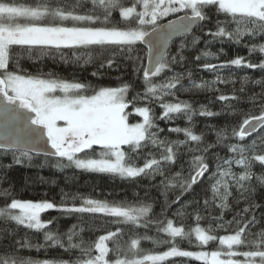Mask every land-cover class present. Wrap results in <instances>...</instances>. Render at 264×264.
Instances as JSON below:
<instances>
[{"label":"snow or ice","instance_id":"obj_1","mask_svg":"<svg viewBox=\"0 0 264 264\" xmlns=\"http://www.w3.org/2000/svg\"><path fill=\"white\" fill-rule=\"evenodd\" d=\"M213 21V27L208 28ZM196 30L201 34L194 35ZM175 37L184 39L180 50L169 59V45ZM204 37L206 47L212 43L239 45L248 38L244 47L249 55L264 54V42H257L264 41V0H0V185H7L0 186V251L4 253L0 264H186L190 260L202 264H264V204L257 202V190L264 188V171L259 176L253 171L257 162L264 169V136L250 144L230 142V136L244 141L264 128V59L237 56L224 63L204 62L197 67L215 72L216 79L197 83L191 69L176 72L173 65L185 60L186 41L195 46ZM61 49L85 50V56H75L76 62L84 64L92 62V53H96L99 64L93 76L105 66L120 69L126 64L135 79H121L115 87L93 86L39 69L28 72L21 63L25 57L33 58L34 52L46 54ZM202 57L218 59L215 53L204 51L195 56V61ZM60 58L67 61L62 53ZM232 66L261 72L258 80L248 75L242 80L261 86L262 110L258 115L244 114L242 122L232 126L230 132L228 128L215 129L216 141L208 143L203 132L196 134L193 130V117L219 113L204 105L196 109L188 101L179 100L178 93L196 89L220 92L217 83H234V74H220ZM158 77L160 82L156 81ZM138 85L143 92L137 90ZM130 92L134 93L131 97ZM216 99L228 102L225 109L234 110L241 96L234 90L232 95L221 92ZM249 99L254 102L257 95ZM141 102L146 103L139 106ZM157 103L162 109L158 117L153 109ZM133 113L142 119L130 123ZM184 117L189 126L168 129L169 133H183L184 139L161 138L165 129L158 120L171 122ZM190 142H195V147ZM217 147L226 148L232 155L212 152ZM185 152L191 154L187 177L181 172L171 175L172 166L183 159ZM41 155L46 158L45 164L50 163L47 158H55L52 166L59 170L74 168L133 182L162 177L155 187L164 190L165 212L180 203L184 193L193 191V185L207 173L212 200L204 199L203 209L199 200L191 202L197 224L186 231L163 212L159 216L153 213L152 204L143 202L109 203L64 192L59 202L18 198L8 172L16 165H30ZM4 157H10L7 165L2 163ZM141 159L142 166L138 163ZM210 166L214 170L210 171ZM234 166L240 171H234ZM177 186L182 191L168 201L167 192ZM230 197L237 204L243 200L245 206L230 221H224L223 213L211 221L229 234L217 236L211 226L199 225L204 217L197 209L207 211L217 200L220 209H227ZM259 199L264 200V194ZM48 210L62 217L89 214L81 223L102 214L114 218L108 223L117 227L88 242L80 235L83 227L77 231L78 225L73 224L61 233L56 218L42 220L41 214ZM185 211L186 205L181 204L174 215L183 216ZM258 224L260 231L255 230ZM152 225L168 239L138 235L140 229ZM19 226L26 230L24 235ZM31 230V236L43 233L45 243H32ZM124 235L129 239L123 240ZM193 236L199 251L182 249L175 243L177 237L192 243ZM141 239L168 247L145 252L140 247ZM217 240L219 249L204 250L210 241ZM109 241H113V248H109ZM56 246L64 249L69 259L37 260L23 254L25 249Z\"/></svg>","mask_w":264,"mask_h":264},{"label":"trees","instance_id":"obj_2","mask_svg":"<svg viewBox=\"0 0 264 264\" xmlns=\"http://www.w3.org/2000/svg\"><path fill=\"white\" fill-rule=\"evenodd\" d=\"M20 2H25V0H20ZM223 19V17H221ZM166 22V21H165ZM214 21L208 23L207 27L212 28ZM199 30H196L194 35H200ZM184 39V38H183ZM174 42L169 50V59L172 56H175L176 53L180 50V43L182 40ZM207 37H204L199 44L191 46L187 41L186 47L183 50V55L185 60L182 64L173 65V69L176 72H185L188 69L193 71V79L197 83L203 81L211 82L216 79V73L204 70L197 65L204 62H215V63H224L226 60L236 58L237 56L246 57L250 60H261L264 59V54L262 53H252L249 55V49L244 47L245 44H248V38H245L241 44H220L212 43L205 46V40ZM191 40V37H188V41ZM264 42V41H257ZM223 48L224 51L220 52V49ZM204 51H211L216 54L218 59L213 57H202L201 61H195V56L201 55ZM61 53L67 57V61L60 58ZM75 54V55H74ZM93 61L88 64L75 61V56H85V50L77 49H61V50H52L46 54H41L40 52H34L33 58L25 57L22 59L21 63L23 67L28 71L35 73L38 69L43 72H52L56 76L67 79V80H76L80 82L90 83L93 86H118L121 79L127 81L129 79H135L129 75L131 69L127 65H122L120 69L112 68L109 69L107 66L99 70L100 74L93 76L92 73L97 71V66L99 60L97 59V54L92 53ZM223 77H228L230 74L232 76L234 83L229 84H216V88H219L221 91H204V90H193L192 92L187 93H178L179 100H185L193 104L196 109H199L201 105H204L208 110L219 113V115L213 117L200 116L199 114L193 117L194 131L196 134L205 135V140L208 143H214L216 141V131L215 129L228 128L229 132L232 126H235L239 122H242L244 114H260V100L259 94L262 92V88L259 85L254 83L244 84L242 77L248 75L253 80H258L261 78V72L257 69H237L235 66L231 68H225L221 70L220 73ZM164 75V74H162ZM157 82H160V78H156ZM185 84L188 83L187 80L184 81ZM243 87L244 92H239L238 90ZM137 90L143 92V87H137ZM236 90L237 94L241 96V100L236 108L225 109V105L228 102L219 101L216 99L218 95L223 92L227 95H232L233 91ZM134 93L130 92V97ZM250 95H257V99L253 102L249 99ZM173 99L174 98H165ZM146 102H141L139 106H144ZM155 115L158 117L162 114V109L159 107V104L153 106ZM131 111V108L129 109ZM141 120L140 117L135 116L134 114L130 115L129 122L135 123ZM159 126L165 129V132L161 134V138L167 136L170 140L184 139L183 133H169L168 129L172 127H186L189 126V122L186 117L178 118L171 122H165L163 120L157 121ZM261 136H264V128H261L257 133L252 136L246 137L244 141H238L237 138L230 136V142H239L242 144H250L253 139H256L259 142ZM191 146L195 147V142H190ZM184 146H182L183 148ZM127 148V147H125ZM145 151H148L147 149ZM212 152L219 153L220 156H230L231 153L228 152L226 148L217 147L212 150ZM199 154V153H196ZM157 158H159L157 156ZM45 157L38 156L35 157L32 163L16 165L13 166L8 172V178L13 182L14 189L17 193L18 198L24 200H32L33 202H39L43 199H48L51 201L59 202L62 197V192L71 194H76L82 197L94 198L106 200L109 203H129L137 204L140 202L146 204H152L153 213L160 215L162 212L168 219H173L174 223L177 226H182L186 231H189L191 228L195 227L197 221L195 219L196 212L194 211V206L192 205L193 200H199L200 209H203L204 199L212 200L211 193V181L208 179V174L201 179L199 184L193 185V191L184 193L181 197V201L178 204H173L171 208H168L165 212L166 200L165 194L162 186L160 188L155 187L159 185L162 177L157 176L155 180L137 178L136 182L131 180L121 179L119 177L110 176L108 174H97L84 172L80 169L66 168L64 170L56 169L52 166L55 163V159L47 158L50 163L45 164ZM191 159V154L183 153V159L177 164L173 165L171 169V175H175L176 172H181L182 176L187 177L188 172V161ZM10 162V157H4L2 163L7 165ZM140 166H142L143 160L138 161ZM183 169V171H182ZM214 170L213 166H210V171ZM234 171L239 172L240 169L237 166L233 167ZM256 176H259L264 169L259 166L258 162L253 168ZM256 177H253V182H255ZM7 186V185H0ZM171 188V186H170ZM182 191L178 186L175 189H171L167 192L168 201L174 200L176 195ZM206 193V195H205ZM264 194V188H258L257 190V202L264 204V200L259 199V195ZM81 201H77L79 204ZM181 204L186 205V211L183 216H175L174 213L180 209ZM245 206L243 200L237 204L231 197L229 198V207L227 209L219 208V201H213L211 206L207 211H199V214L204 218L199 221V225L203 228H208L211 226L214 229L212 234L217 236H222L229 234L224 229L218 228L217 224L211 223L212 217L218 216L223 213L224 221H230L233 218V214ZM264 211V209H262ZM89 214H75L72 217H62L60 213L55 210H48L45 213L41 214L42 220L48 218H56L57 224L56 227L60 230L61 233L67 232L73 224L78 225L77 231L80 227L84 228V231L80 235L88 242H94L100 235L107 234V230H115L116 225L109 224L108 222L114 218L103 217L102 214H96L95 219H90L87 223H81L84 220L85 216ZM0 227H3L0 224ZM20 227L21 235L25 234V229L23 226ZM52 227L51 225L49 226ZM256 231L261 230V225L256 226ZM34 230L29 232L31 233ZM147 234L157 240L168 239L165 233H157L156 225L150 226L148 229H140L138 235L143 236ZM32 243L34 244H44L43 233H37L34 236H31ZM129 236L124 235L123 240H128ZM192 243H189L188 238L177 237L175 243L182 249L186 250H201L197 246L194 236L191 238ZM109 248L114 247L113 241L108 242ZM140 247L145 252L151 251H161L166 250L167 244H158L151 239H141ZM220 248L219 242L210 241L208 245L204 247V250L213 251ZM3 251H0V255H3ZM23 254L27 257H31L37 260L43 259H69V254L65 253L64 249L56 247H47L37 250L32 248L30 250H23ZM111 256V253H110ZM182 259V258H177ZM167 264V262H166ZM186 264H202L200 261L190 260L186 261Z\"/></svg>","mask_w":264,"mask_h":264},{"label":"water","instance_id":"obj_3","mask_svg":"<svg viewBox=\"0 0 264 264\" xmlns=\"http://www.w3.org/2000/svg\"><path fill=\"white\" fill-rule=\"evenodd\" d=\"M181 39H183V38H181V37H175V38L173 39L172 43L169 45V50H170L171 45H172L174 42H176V41H178V40H181ZM259 130H260V129H259ZM259 130H258V131H259ZM258 131H257V132H258ZM257 132H256V133H257ZM253 134H255V133H253ZM41 156H43V155H41ZM49 158H53V157H49ZM53 159H55V158H53Z\"/></svg>","mask_w":264,"mask_h":264},{"label":"rangeland","instance_id":"obj_4","mask_svg":"<svg viewBox=\"0 0 264 264\" xmlns=\"http://www.w3.org/2000/svg\"><path fill=\"white\" fill-rule=\"evenodd\" d=\"M134 114V113H133ZM135 116H137L136 114H134ZM129 118H130V116H129ZM142 119V118H141ZM125 147H127V146H125Z\"/></svg>","mask_w":264,"mask_h":264}]
</instances>
